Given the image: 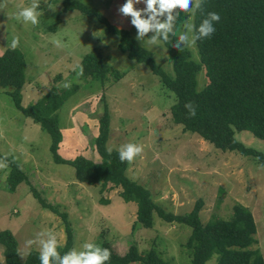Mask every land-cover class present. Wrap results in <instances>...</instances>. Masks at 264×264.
I'll use <instances>...</instances> for the list:
<instances>
[{
    "label": "rangeland",
    "instance_id": "obj_1",
    "mask_svg": "<svg viewBox=\"0 0 264 264\" xmlns=\"http://www.w3.org/2000/svg\"><path fill=\"white\" fill-rule=\"evenodd\" d=\"M80 1L96 7L111 23L126 28L137 41L131 18L118 12L126 0ZM38 2L39 22L33 25L17 16L33 0H0V4L6 3L0 9V54L12 47L13 38H19L17 48L24 55L25 82L21 89L24 107L35 104L52 86L78 84V90L58 112L62 132L59 154L65 158L82 154L99 160L94 139L104 95L111 115L107 148L119 150L128 143L143 148L128 163L125 172L128 178L147 188L153 202L166 211L186 213L200 199L203 223L213 218H229L235 204L246 206L256 225V243L251 247L259 249L264 258V164L235 151H222L174 123L169 110L175 101L174 94L146 64L122 52L118 47L119 36L105 33L104 25L94 15L78 10L63 12L61 0ZM50 4L55 11L49 9ZM135 7L143 9L145 5L140 3ZM194 10L185 12V21L178 30V37L187 32L189 41L193 35L189 28L193 26ZM147 40L145 37L143 42H137L151 50L156 63L173 75L167 47L162 41L150 45ZM181 46L188 48L191 58L198 60L195 44ZM95 48L115 71L122 73L119 80L109 75V80L101 84L77 74L82 57ZM207 82L204 70H200L197 89ZM10 91V87L0 86V161L3 156L11 155L19 161L28 181L9 192L5 189L9 165L0 168V230L12 231L18 252L27 255L32 249L39 251L37 244L28 247L26 241L36 239L40 232L55 235L58 245L65 242L62 219L41 206L32 193L34 188L48 203L67 214L74 237L71 250H83L86 242L98 245L99 235L104 231L121 255L135 244L140 252L153 247L169 264H190V251L184 246L190 234L189 226L165 223L155 215L152 228H145L135 220L136 203L124 201L119 188L101 189L100 184L79 182L72 166L53 161L49 134L16 108ZM236 138L246 146L264 150V139L246 130L237 132ZM0 264H4L1 245ZM205 264H216L215 256Z\"/></svg>",
    "mask_w": 264,
    "mask_h": 264
},
{
    "label": "trees",
    "instance_id": "obj_2",
    "mask_svg": "<svg viewBox=\"0 0 264 264\" xmlns=\"http://www.w3.org/2000/svg\"><path fill=\"white\" fill-rule=\"evenodd\" d=\"M61 1L63 12L78 10L82 14L94 15L104 25L105 33L119 36L118 47L122 52L130 59L146 64L159 77L175 96L169 108L174 123L180 124L185 131L198 134L222 151H235L253 157L260 165L264 164V150L246 146L236 138L237 132L246 130L254 137L264 139V0H203V11L194 10L193 34L207 13H218L220 20L213 22L216 30L211 37L195 42L198 60L191 58L188 48L181 46L182 49L177 50L171 43L162 41L172 58L173 75L167 74L156 63L151 50L142 47L126 28L108 21L96 7L80 0ZM175 11L179 16L176 36H170L172 43L178 39V30L186 18V13ZM23 62L24 55L17 47H7L0 54V86L10 87L9 93L16 108L49 134V150L54 162L72 166L79 182L100 184L101 189L119 188V196L124 201L136 203L135 220L145 228H152L155 215L165 223L189 226L190 234L184 246L190 251V264H205L213 256L216 264H264L260 250L251 247L256 243V225L251 210L246 206L235 204L229 218H213L203 223L200 199L186 213L166 211L153 202L147 188L128 178L125 173L128 162L121 163L119 150L109 151L106 146L111 115L104 95L101 97L98 133L94 139L99 160L82 154L73 158L62 157L58 152L62 140L58 112L79 86L77 83L71 84L70 88L52 86L35 104L24 107L21 104V89L25 82ZM81 66V78L90 77L101 84L109 80V75L115 81L122 77V73L115 71L97 48L82 57L77 74ZM200 70H204L208 82L197 89ZM189 102L196 108V115L191 118L184 107ZM2 158L9 165L5 189L13 192L28 179L20 169L19 161L11 155ZM31 190L42 207L62 219L65 242L58 245L57 250L61 255L65 254L74 242L67 214L48 203L34 188ZM0 245L3 247L4 264H40L38 250L32 249L25 260L19 259L17 239L8 228L0 230ZM98 245L111 252L110 260L105 264H169L153 247L140 252L135 244H131L124 254L117 253L104 231L99 235Z\"/></svg>",
    "mask_w": 264,
    "mask_h": 264
},
{
    "label": "clouds",
    "instance_id": "obj_3",
    "mask_svg": "<svg viewBox=\"0 0 264 264\" xmlns=\"http://www.w3.org/2000/svg\"><path fill=\"white\" fill-rule=\"evenodd\" d=\"M143 3L145 7L138 9L135 5ZM203 0H126V2L118 8V12L123 17H130L131 25L137 30V41L143 42L145 37H148L147 43L150 45H158L161 41L164 43H171L173 48L181 50V45L187 46L189 43L195 44L197 40L209 38L215 32L213 22H219L220 16L218 13L209 12L207 17L202 20L198 29L194 30L191 41L189 35L183 33L179 35L175 43H172L170 36H176L175 26L179 16L180 10L182 12L196 10L203 11ZM6 7L5 4H0V9ZM39 7L38 0H33L30 7L22 9L18 14L25 23L36 25L38 21L37 8ZM49 9L55 11V8L50 4ZM193 27L189 31H193ZM149 33L151 35L149 36ZM59 46V42H56ZM19 45V38L15 37L12 41V47ZM79 75L83 74L82 66L79 69ZM65 88H70V83L63 85ZM188 110L189 117L196 115L195 106L189 102L184 106ZM111 151V150H109ZM143 151L142 146L128 143L122 145L119 149V159L121 163L127 161L131 163L133 159ZM7 167L5 161H0V168ZM46 237V238H45ZM33 244L39 246V261L40 264H105L110 260L111 252L107 248H102L93 243H84L81 251L75 249L61 255L57 248L58 242L55 235L52 233H37L36 239L26 241V246L30 247ZM21 259L25 260L26 253H17Z\"/></svg>",
    "mask_w": 264,
    "mask_h": 264
}]
</instances>
